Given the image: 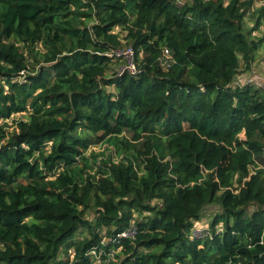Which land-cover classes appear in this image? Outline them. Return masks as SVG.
I'll use <instances>...</instances> for the list:
<instances>
[{"label":"trees","instance_id":"1","mask_svg":"<svg viewBox=\"0 0 264 264\" xmlns=\"http://www.w3.org/2000/svg\"><path fill=\"white\" fill-rule=\"evenodd\" d=\"M263 26L264 0H0V264H264V90L233 85Z\"/></svg>","mask_w":264,"mask_h":264},{"label":"rangeland","instance_id":"2","mask_svg":"<svg viewBox=\"0 0 264 264\" xmlns=\"http://www.w3.org/2000/svg\"><path fill=\"white\" fill-rule=\"evenodd\" d=\"M261 3L262 2H258L256 7H259V5H262ZM249 17L250 16H248V18ZM262 31L264 32V26H263V28H262V30L260 32H262ZM258 34H260V33H256L255 35H258ZM118 65H120V66L121 65H124V62H120V64L117 63L116 64V67ZM253 76H257V77L264 78V46L256 54L255 61L253 63V70L246 71L245 73H242V75H240L239 77L236 78V81L238 80L239 82H242V81H244V80H246V79H248L250 77H253ZM18 117H19V115L16 116L17 119H18ZM13 122H14L13 120H9L8 121L10 128L7 129V130H9V132H12L13 129L15 128L14 125H13ZM240 138L241 139H246L244 134H241L240 135ZM91 153L92 154H95V155H99L98 156L99 157L98 158V162L99 163L101 161H103V160L108 161L110 159L112 161L118 163L123 158V156H117L116 155L115 148L113 146L109 145L106 142L99 144L95 148H91L87 152V156L90 155ZM79 166L82 167L83 166V163H81ZM253 172L254 171H251V174H253ZM213 209L219 210L220 208L219 207H216V206L215 207L214 206H210L208 208L206 216L201 220V222L195 224V229L197 230V232L200 233V232L209 230L208 229L209 228V223L211 221V218L210 217L213 216V214H214Z\"/></svg>","mask_w":264,"mask_h":264},{"label":"built area","instance_id":"3","mask_svg":"<svg viewBox=\"0 0 264 264\" xmlns=\"http://www.w3.org/2000/svg\"><path fill=\"white\" fill-rule=\"evenodd\" d=\"M185 0H176V5L177 6H182L184 5ZM113 57L116 60L119 61H123L124 65H122L119 69V74L122 75L124 73H130L131 75H134L138 72V64L136 61V56H135V52L133 50V48L129 47V48H125L123 50H119L117 52H115L113 54ZM162 67L164 69H169L172 64L174 63V59L170 53V51L168 49L164 50V54H163V59H162ZM234 87H242V86H246V85H255L260 88H262L264 90V78L261 77H257V76H253L250 77L242 82H239L238 80L234 82ZM202 232H197L196 230V234L198 236H202L201 235ZM136 229H130L124 233H122L121 235H119V237L122 238H128V237H132L134 238L136 236Z\"/></svg>","mask_w":264,"mask_h":264}]
</instances>
